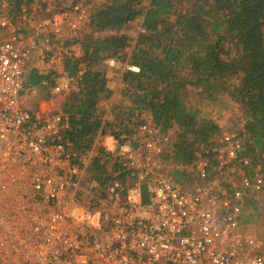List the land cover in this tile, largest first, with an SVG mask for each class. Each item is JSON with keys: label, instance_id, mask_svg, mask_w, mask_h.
Segmentation results:
<instances>
[{"label": "built area", "instance_id": "1", "mask_svg": "<svg viewBox=\"0 0 264 264\" xmlns=\"http://www.w3.org/2000/svg\"><path fill=\"white\" fill-rule=\"evenodd\" d=\"M32 3L42 15L34 25ZM98 5L25 0L18 17L0 0V199L14 201L10 219L27 229L8 233L0 223V264H264V238L242 223L247 193L264 190V167L243 156L240 134L217 128L214 163L200 157L182 165L173 161V134L146 120L133 140L112 137L116 176L98 189L90 185L89 154L66 139L67 115L47 117L22 103L33 53L64 66ZM106 63L117 67L114 59ZM70 89L65 75L54 79L55 94ZM177 170L192 174L189 189L174 178Z\"/></svg>", "mask_w": 264, "mask_h": 264}, {"label": "trees", "instance_id": "2", "mask_svg": "<svg viewBox=\"0 0 264 264\" xmlns=\"http://www.w3.org/2000/svg\"><path fill=\"white\" fill-rule=\"evenodd\" d=\"M6 1L16 12L25 2ZM178 4L181 11L175 10ZM135 19H140L136 37L116 33L129 30ZM89 24L91 29L72 45L77 52L64 53L63 60V75L71 85H80L62 105L70 121L66 139L75 150H88L104 135L133 140L150 120L177 137L175 163L189 165L202 157L213 164L216 120L211 113L186 106V92L194 88L203 98L240 79L242 88H231L228 94L244 113L243 156L264 164V0H148L146 5L112 0L92 11ZM105 32L113 34L102 36ZM111 59L116 68L107 65ZM125 65L136 71L125 70ZM110 72L119 87H114ZM53 82L35 69L26 74V86L35 88L40 100L50 99ZM116 94L121 95L117 101ZM195 145L203 146L202 156ZM95 152L97 173L102 175L107 167L117 170L103 147ZM173 175L182 187H191L187 180L192 174L177 170ZM127 176L122 173V180ZM98 181L105 184L108 179ZM242 223L259 228L264 238V190L247 193Z\"/></svg>", "mask_w": 264, "mask_h": 264}, {"label": "rangeland", "instance_id": "3", "mask_svg": "<svg viewBox=\"0 0 264 264\" xmlns=\"http://www.w3.org/2000/svg\"><path fill=\"white\" fill-rule=\"evenodd\" d=\"M97 4L102 5L103 3H108L111 2L112 0H96ZM140 5L144 4L146 5L148 0H136ZM93 5H90V3L88 4V8L92 7ZM27 8H29L27 14L29 16V23L31 25H34L37 21H39V19L42 17L41 15V11L38 8V6L35 3L29 4L27 6ZM97 7H95L94 9H96ZM175 10L176 11H181V8L179 7V4L175 6ZM18 13V12H17ZM18 13V17H19ZM140 19H135V22L133 24H131V26L128 29H121L119 32H116L117 34H123L125 32L130 33L132 35H134L135 37L137 36L138 30H140ZM91 29V26L89 24L88 26V31ZM86 30V31H87ZM115 33V34H116ZM108 34H113L112 32H105L102 34V36L108 35ZM34 35L31 34L30 36L27 37V34L24 36V34H22V38L25 42H29L30 40L34 39L33 37ZM26 38V39H25ZM138 51L140 50L139 48H135V50ZM38 50H40V48H38ZM72 50H75L77 52V47L76 46H72L69 47L66 51L67 52H71ZM34 60H36L35 63L39 64V63H43L45 64V66L50 68V64H46V61H51L52 64H54L55 62L52 61L49 58H46L45 60L41 61L38 58V51H35L32 55V60L30 62V65L35 66L34 64ZM40 66H43L42 64ZM44 67V66H43ZM45 67V68H46ZM53 68V65H52ZM55 68H57V66H55ZM42 70V69H41ZM52 70V77L49 78V80L55 79V77H58L57 71ZM55 72V73H54ZM110 74H113L112 72H110ZM113 79V84L114 87H119V84L117 83V81L115 80L117 77H114V74L111 75ZM119 77V74H118ZM73 86V84H72ZM231 88L236 89V90H240L242 88V80L240 79H234L232 80L229 84H226L223 87H220L219 89H215V90H211L207 95H204L203 98H199L198 96V91L195 90L194 88H188V91L186 92V106H188L189 108H194V109H200L201 111H203L205 114L211 113L213 115V119L216 120L217 123V128L223 129V131L227 132V133H238L242 136L244 135V128L243 126L245 125V120H243V110H242V106L237 104L235 101L231 100L230 96H229V91L231 90ZM120 92V91H118ZM38 91L35 88L30 87L29 85L25 87L24 92L22 93V103L26 106V108H28L30 111L34 112L36 110L39 109L40 106H38L39 103V99H38ZM121 98V95L116 94L114 100L117 101V99ZM114 101V103H115ZM173 134V138L175 140V142H177V137H174V132L170 131V134ZM114 138V136H112ZM111 136L108 135H104V136H100L98 138L95 139V141L93 143H91L88 146V150H86L85 153L89 154L90 158H91V180H90V185H95L96 188H100L101 184L98 179H104L107 177H114L116 176V173L114 174L113 169L107 167V169L105 170V172L100 175L99 173L96 172V165H95V149L97 146H101L104 148V150L106 149V153L110 151V149L113 147V140H112ZM102 142H105L104 144H102ZM91 148V150L89 149ZM177 149V147H176ZM203 146L202 145H195V150L196 152L202 156V151ZM257 164H261L264 167L263 161H258ZM107 174V175H106ZM107 176V177H105ZM101 177V178H100ZM192 179H188L187 182H189ZM84 201H87L88 198H84ZM253 226V225H252ZM248 227L249 231L256 236L257 238L261 239L263 237H259L260 235V231L258 230L259 228H254V226L252 227Z\"/></svg>", "mask_w": 264, "mask_h": 264}, {"label": "crops", "instance_id": "4", "mask_svg": "<svg viewBox=\"0 0 264 264\" xmlns=\"http://www.w3.org/2000/svg\"><path fill=\"white\" fill-rule=\"evenodd\" d=\"M30 35H31V33L27 32V37ZM35 62H36V60H34L35 66L31 65V69H35L37 71V73L42 75V76H49V78H51L53 75H52V70H50V69L57 71L58 76L61 74L63 75L64 66L59 61H56L54 64H52V62L49 60L46 61V64H50V66H51L50 68L48 67V65L46 67L45 64H43V63L37 64ZM41 64L44 67L40 66ZM52 65H53V68H52ZM55 66H57V68H55ZM44 82H46V81H44ZM29 86H31V85L29 84ZM25 87H26V83H25ZM79 89H80V85H77V84H74L73 87L71 85V89L69 91L62 92L61 94H55L53 92V90L51 89L50 90V99L47 101L39 99L38 100L39 101L38 106H40V107L36 111H38V113L40 112L41 115H45L47 117L51 116L52 113H54V111H59V112L64 113V111L62 110L63 103L69 99L71 91L77 92V91H79ZM104 143L105 142H102V144H104ZM2 198H4V196ZM12 213L13 214L16 213V205L14 204V201L11 199V201L8 202L7 197H5L4 199H0V223H4V225H3L4 228L8 227V233H10L11 230H12V232L14 230L15 231L14 233L23 232V231L27 230L24 227H20L19 229H16L14 227L15 222L10 219V216L12 215ZM5 236H6V232H5Z\"/></svg>", "mask_w": 264, "mask_h": 264}]
</instances>
